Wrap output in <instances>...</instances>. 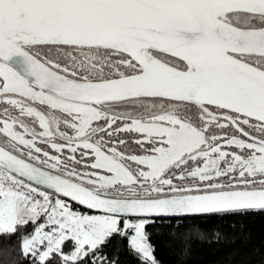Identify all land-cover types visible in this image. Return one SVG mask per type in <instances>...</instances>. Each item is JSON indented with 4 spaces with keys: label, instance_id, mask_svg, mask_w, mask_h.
Wrapping results in <instances>:
<instances>
[{
    "label": "snow or ice",
    "instance_id": "obj_1",
    "mask_svg": "<svg viewBox=\"0 0 264 264\" xmlns=\"http://www.w3.org/2000/svg\"><path fill=\"white\" fill-rule=\"evenodd\" d=\"M264 210V0H0V264H159L164 218Z\"/></svg>",
    "mask_w": 264,
    "mask_h": 264
},
{
    "label": "trees",
    "instance_id": "obj_2",
    "mask_svg": "<svg viewBox=\"0 0 264 264\" xmlns=\"http://www.w3.org/2000/svg\"><path fill=\"white\" fill-rule=\"evenodd\" d=\"M164 219L149 227L159 264H264V210L185 217L183 222ZM15 242L16 237L0 236V250ZM105 250L117 264H139L118 237ZM14 255L17 264H27L25 257Z\"/></svg>",
    "mask_w": 264,
    "mask_h": 264
}]
</instances>
